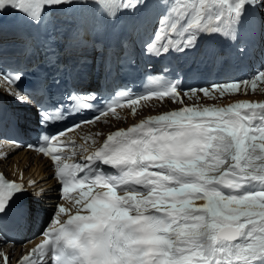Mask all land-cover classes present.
I'll list each match as a JSON object with an SVG mask.
<instances>
[{
	"label": "snow or ice",
	"instance_id": "snow-or-ice-1",
	"mask_svg": "<svg viewBox=\"0 0 264 264\" xmlns=\"http://www.w3.org/2000/svg\"><path fill=\"white\" fill-rule=\"evenodd\" d=\"M125 13L132 16L126 30L120 25ZM9 15L17 27L36 30L18 34L21 51L46 50L59 74L51 80L57 88L65 75L85 68L88 49L101 55L104 74L114 78L134 67L136 47L159 58L196 48L201 35L240 40L241 54L257 36L264 44V0H0V48ZM104 35L115 43L97 38ZM24 73L19 63L3 67L0 56V97L35 105L42 126L84 111H95L94 121L124 106L135 114L141 101L153 98L184 105L198 92L216 98L264 84L260 68L247 78L185 88L181 78L162 81L146 66L156 88L132 93L117 85L115 96L101 101L98 92L76 88L56 98L47 77L26 93L19 86ZM84 122L73 119L28 145L50 158L65 203L55 206L43 238L19 264H264V102L184 105L148 116L111 132L98 147L92 141L91 151L80 145L88 154L69 162L79 153L66 133ZM70 144L69 155L62 148ZM36 183L0 174V222L19 193L43 194ZM3 260L8 264L9 257Z\"/></svg>",
	"mask_w": 264,
	"mask_h": 264
},
{
	"label": "bare ground",
	"instance_id": "bare-ground-1",
	"mask_svg": "<svg viewBox=\"0 0 264 264\" xmlns=\"http://www.w3.org/2000/svg\"><path fill=\"white\" fill-rule=\"evenodd\" d=\"M259 85V84H258ZM264 85V84H263ZM260 85L255 90L249 89L247 93H235V94H227L221 100H212L211 98L204 99V103H199L198 105H219L226 106L229 103H233L237 100H249L261 102L264 100V87ZM1 90L3 91L4 86L0 85ZM11 97V96H9ZM13 105L15 109L22 111L24 106L14 98H12ZM172 101V100H171ZM164 103L170 102V99L161 100H151L148 101L145 105H150L152 107H156L157 111H152L153 113H162L166 111L163 105ZM174 102V101H172ZM140 112V110H139ZM141 114V112H140ZM147 114V113H146ZM113 120H118V125H122L121 118L113 117ZM29 121V123L27 122ZM25 128L35 129L34 126L31 125L30 122H35L36 119L31 118L30 116H25L24 119ZM111 124V122H110ZM108 126H105L107 128ZM19 147L14 146L8 142L0 141V168L5 170L11 178L22 180L27 182L29 180L36 181V188L39 190H44L43 194L40 196H33V194L28 191L29 195L35 198L36 203L45 211V218L43 220V224L48 219V214L52 211V207L56 204L57 193V181L53 177V170L50 167L51 161L48 158L42 157L39 154H36L34 151L20 149L17 151ZM5 154H7V158H5ZM31 190V189H30ZM197 203H202V201H198ZM48 211V212H47ZM42 224V225H43ZM39 238L34 241H29L28 243H22L16 246L11 245H1L5 251L9 252L11 256H14V260H17L22 252H26L28 248ZM27 243V244H26ZM1 264H3L2 258H0Z\"/></svg>",
	"mask_w": 264,
	"mask_h": 264
},
{
	"label": "rangeland",
	"instance_id": "rangeland-1",
	"mask_svg": "<svg viewBox=\"0 0 264 264\" xmlns=\"http://www.w3.org/2000/svg\"><path fill=\"white\" fill-rule=\"evenodd\" d=\"M260 85H263V84H259L258 85V87L260 86ZM263 87H264V85H263ZM225 95H227V94H225ZM224 97V96H223ZM223 97H220L219 96V94L218 95H216V98H211L212 100H214V99H216V100H221V98H223ZM164 105H166V104H163V106ZM165 108H167L166 106H164ZM152 109H153V111H156V110H158L156 107H152ZM20 149H22V148H19L17 151H20ZM1 256V255H0ZM1 258V257H0ZM0 264H1V262H0Z\"/></svg>",
	"mask_w": 264,
	"mask_h": 264
}]
</instances>
